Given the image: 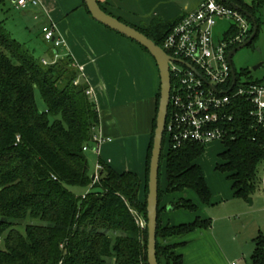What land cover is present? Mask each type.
I'll use <instances>...</instances> for the list:
<instances>
[{"label": "trees", "instance_id": "obj_1", "mask_svg": "<svg viewBox=\"0 0 264 264\" xmlns=\"http://www.w3.org/2000/svg\"><path fill=\"white\" fill-rule=\"evenodd\" d=\"M231 1L253 13L260 29L258 13L264 0L251 4ZM181 19L167 24L154 19L147 29L126 23L163 47ZM239 33L235 25L225 33L230 49L241 43L235 39ZM79 73L72 56L44 63L0 25V264H148V229L139 226L135 213L147 221L153 139L143 200L141 178L131 171L119 172L102 159L99 180L94 181L84 146L92 145L100 114L96 102L86 94L89 85L84 80L74 84ZM36 91L45 102L44 111L38 107ZM241 102L227 125L225 149L216 168L227 175L236 198L248 199L264 184V177L259 176V166L264 163V124H257L249 115V104ZM165 145L164 135L161 162L165 159L167 186L163 190L159 184L157 254L160 264H182V255L171 250L185 242L165 243L197 229H209L212 220L198 216L190 223L163 226L161 202L166 193L193 190L202 203H211L212 191L199 163L207 147L188 142L169 147L165 153ZM72 186L91 189L77 194ZM172 207L198 210L186 196ZM28 218L34 221L21 232L18 226ZM254 244L249 264H264L262 233Z\"/></svg>", "mask_w": 264, "mask_h": 264}, {"label": "crops", "instance_id": "obj_2", "mask_svg": "<svg viewBox=\"0 0 264 264\" xmlns=\"http://www.w3.org/2000/svg\"><path fill=\"white\" fill-rule=\"evenodd\" d=\"M98 1L114 16L123 20L127 17L126 22L147 29L154 19L167 24L183 18L197 9L202 0L192 9L188 5L180 8L173 0H142L137 9L124 4L125 0ZM13 2L24 15L30 11L27 8H31L34 18L39 21L38 34L42 41V27L50 23L56 26V34L64 40V44L56 48L47 41L43 42L45 55L42 54L39 59L53 62L70 55L76 65L83 68L82 80L94 89L92 99L96 100L100 114V129L104 136L112 139L102 145L100 155L95 154V166L99 159H102L119 172L136 173L142 180L139 194L143 200L148 150L155 134L160 101L161 78L155 59L135 41L96 21L88 12L84 0H40L37 5L28 4L26 8H19L16 2ZM145 10L152 13L149 11L145 14ZM260 12L261 9L258 13L261 20ZM206 168L204 167V172L212 191L211 203H202L198 195L196 199L186 190L166 193L161 204L164 207L161 213L163 226L190 223L198 216L211 219L208 216L210 206L217 204L221 198L219 189L212 183L209 168ZM220 180L223 183L224 195L235 197L232 183ZM165 189L166 187L163 188ZM182 196L191 198L198 205V210H168L172 203ZM181 242L185 243L175 249L177 254L183 257L182 264L236 262L227 256L211 227L197 229L176 241Z\"/></svg>", "mask_w": 264, "mask_h": 264}, {"label": "built area", "instance_id": "obj_3", "mask_svg": "<svg viewBox=\"0 0 264 264\" xmlns=\"http://www.w3.org/2000/svg\"><path fill=\"white\" fill-rule=\"evenodd\" d=\"M17 7L26 8L28 4L37 5L40 0H15ZM218 19H229L239 29L235 38L243 41L253 26L238 9L222 0H202L194 11L185 15L168 33L163 48L176 60L170 61L172 88L167 116L165 137L168 147L178 148L188 142L208 144L221 140L228 135L227 125L244 100L249 104V115L257 124H264V84L240 81L232 86L233 76L228 60L229 40L223 35L216 36ZM45 41L59 48L64 40L56 34L53 23L42 27ZM44 63H49L43 60ZM55 62V61H53ZM79 68V76L74 84L81 82L84 73ZM173 77V78H172ZM86 94L92 98L94 89L88 87ZM95 102L96 100L93 99ZM19 140V138H18ZM112 141L103 135L100 125L94 127L92 145L84 146V151L100 155L104 143ZM108 163V162H107ZM103 168L100 161L95 166L94 181L99 180ZM85 196V195H84ZM137 215L141 228L147 227L142 215ZM231 264H237L233 262Z\"/></svg>", "mask_w": 264, "mask_h": 264}, {"label": "rangeland", "instance_id": "obj_4", "mask_svg": "<svg viewBox=\"0 0 264 264\" xmlns=\"http://www.w3.org/2000/svg\"><path fill=\"white\" fill-rule=\"evenodd\" d=\"M173 1L178 4L180 8L188 5L189 8L192 9L201 0ZM253 1L254 0H244V2L248 4ZM139 2H142V0H125L124 4H129L130 7H135L137 9L139 7ZM27 10L30 11L24 15L22 10L15 7L12 0H0V25H2L13 38L25 44L35 57L41 58L42 54L45 55L44 43L46 41H42L39 38V21L34 18L30 7H28ZM150 10L152 9L150 8ZM150 10H145V14ZM150 13L152 12L150 11ZM260 17L261 24L257 37L252 44L237 51L233 57L234 66L240 74V81L242 82L259 81L264 84V8H261ZM125 20H128V18L126 17ZM231 26V20L218 19L215 27L216 36L221 38ZM251 31L252 28L247 36L242 37L243 41L250 36ZM35 95L39 109L44 111L46 105L39 91H36ZM168 146L169 142H167L164 147L165 153L169 148ZM224 149L225 145L221 140L210 143L207 145L206 152L202 154L199 161L200 165L203 164L205 168H209L210 177L213 179L212 183L219 189L221 198V201L217 204L210 206V213L208 216L212 220L211 230L221 241L223 249L228 257L233 258L238 264H249L251 262V252L255 247L253 239L258 236L259 233L264 235V184L261 182L255 194L251 196L253 204H250L248 199L245 198H230L224 195L225 191H222L223 183L220 179H223L224 183L230 180H228L227 175H222V172L216 168L217 164L221 162L220 154ZM87 156L89 159V169L93 175L95 173L96 156L92 150L87 151ZM208 168H206V170H208ZM160 171V183L163 189L166 187L165 159L161 162ZM207 175H209V172ZM259 176L261 178L264 177V163L259 166ZM70 189L77 194H84L90 191L91 187L72 186ZM186 191L197 199V194L193 190ZM161 208L163 211L164 207L161 206ZM169 209L171 208L169 207L168 210ZM32 221H34V219L28 218L23 225L18 226V229L21 232H25V225ZM180 239L182 238H173L166 242L165 245L174 244ZM0 247H3L2 239L0 241ZM171 252L177 253L175 248H173ZM163 264H165V262Z\"/></svg>", "mask_w": 264, "mask_h": 264}, {"label": "water", "instance_id": "obj_5", "mask_svg": "<svg viewBox=\"0 0 264 264\" xmlns=\"http://www.w3.org/2000/svg\"><path fill=\"white\" fill-rule=\"evenodd\" d=\"M15 1V0H13ZM87 8L92 17L105 25L106 27L128 37L135 41L142 47H144L155 59L160 72L161 85H160V101L157 114L156 129L153 138L152 154L149 167V180H148V194H147V229H148V242H147V256L148 264H160L157 254V229H158V215H159V184H160V168L161 157L163 152L164 134L167 122V116L169 111L172 79L170 72V61L176 60L180 63L186 64L180 59H175L160 45H158L153 39L147 36L144 32L140 31L136 27L120 20L118 17L108 13L102 8L98 0H84ZM229 3L248 18L252 20L253 32L250 36L242 41L237 46L230 49L228 54V60L231 65L233 83L236 84L238 78V72L234 66L233 57L240 49L252 44L259 31V23L257 17L251 13L248 9L235 3L231 0H222ZM197 72L191 65L186 64ZM200 75V73L197 72ZM202 76V75H200ZM95 175L92 176L94 180ZM250 204H253L251 197L248 198ZM170 208H173L170 206Z\"/></svg>", "mask_w": 264, "mask_h": 264}]
</instances>
